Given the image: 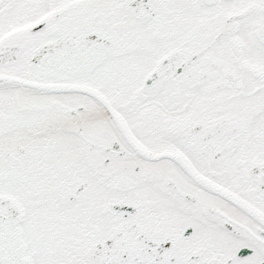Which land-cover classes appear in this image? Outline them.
Segmentation results:
<instances>
[{"label": "snow or ice", "instance_id": "snow-or-ice-1", "mask_svg": "<svg viewBox=\"0 0 264 264\" xmlns=\"http://www.w3.org/2000/svg\"><path fill=\"white\" fill-rule=\"evenodd\" d=\"M0 264H264V0H0Z\"/></svg>", "mask_w": 264, "mask_h": 264}]
</instances>
